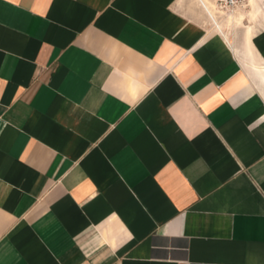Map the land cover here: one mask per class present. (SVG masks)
Returning <instances> with one entry per match:
<instances>
[{"label": "crops", "instance_id": "1", "mask_svg": "<svg viewBox=\"0 0 264 264\" xmlns=\"http://www.w3.org/2000/svg\"><path fill=\"white\" fill-rule=\"evenodd\" d=\"M233 17L0 0V264H264V0Z\"/></svg>", "mask_w": 264, "mask_h": 264}, {"label": "built area", "instance_id": "2", "mask_svg": "<svg viewBox=\"0 0 264 264\" xmlns=\"http://www.w3.org/2000/svg\"><path fill=\"white\" fill-rule=\"evenodd\" d=\"M215 10L222 16H228L233 14L240 9H244L249 0H210ZM204 7L203 2L200 0ZM205 8V7H204Z\"/></svg>", "mask_w": 264, "mask_h": 264}, {"label": "bare ground", "instance_id": "3", "mask_svg": "<svg viewBox=\"0 0 264 264\" xmlns=\"http://www.w3.org/2000/svg\"><path fill=\"white\" fill-rule=\"evenodd\" d=\"M202 1V0H201ZM203 2V1H202ZM255 2H257V0H249V2H248V4H247V6L244 8V9H240V10H238L237 12H235V13H233V14H229L228 16L230 17V19H231V17H235V18H238L239 17V19H240V16L243 14V17H242V19H244L245 18V16H246V14H249L250 13V11L252 10V7H253V5H254V3ZM203 4H204V7H205V10L207 11V13H208V15H209V17H210V19H212L213 20V22L215 23V25H216V22L214 21V14H215V19L217 20V21H225L227 18H228V16H222L221 14H219L216 10H215V8L213 7V4H212V2L210 1V0H205V2H203ZM209 10V11H208ZM214 13H213V12ZM233 17V18H234ZM229 19V20H230ZM232 21V20H231ZM238 23V22H237ZM229 24H230V22H229ZM232 24V23H231Z\"/></svg>", "mask_w": 264, "mask_h": 264}, {"label": "rangeland", "instance_id": "4", "mask_svg": "<svg viewBox=\"0 0 264 264\" xmlns=\"http://www.w3.org/2000/svg\"><path fill=\"white\" fill-rule=\"evenodd\" d=\"M203 2H205V0H203ZM245 20L248 21L249 19L246 17L243 21H245ZM215 21H216V20H215ZM249 21H250V20H249ZM216 22H217V21H216ZM242 24H243V22H242ZM224 28L227 29L228 27L224 25Z\"/></svg>", "mask_w": 264, "mask_h": 264}]
</instances>
